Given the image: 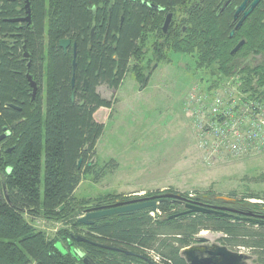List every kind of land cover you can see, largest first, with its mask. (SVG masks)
I'll return each mask as SVG.
<instances>
[{
  "label": "trees",
  "instance_id": "obj_1",
  "mask_svg": "<svg viewBox=\"0 0 264 264\" xmlns=\"http://www.w3.org/2000/svg\"><path fill=\"white\" fill-rule=\"evenodd\" d=\"M227 1L28 0L30 21L12 22L26 17L25 3L0 0V136L4 129L10 132L0 142V264H84L83 259L86 264H147L139 255L149 257L150 252L161 264H187L182 251L195 245L202 231L221 233L220 246L247 249L264 264L263 227L233 217H176L184 205L171 199L157 201L154 212L114 215L91 226L78 223L83 206L122 198L107 194L91 200L75 195L83 179L98 182L116 167L114 161L100 168L92 164L104 131L94 115L112 108L97 89L117 91L130 69L136 83L146 87L151 61L142 63L151 41L157 62L167 60L163 54L167 49L196 55L199 69L215 67L207 79L208 93L234 76L242 81L241 92L252 96L264 92V63L239 65L251 56L264 59V0L238 28L242 15L236 20L234 15L244 0H232L224 8ZM168 14L172 21L164 34ZM62 40L70 41L66 50L59 47ZM241 41L243 46L232 55ZM27 75L37 87L34 98ZM256 180L264 182V173ZM243 204L245 212L257 206ZM25 216L61 223L62 228L49 239ZM78 236L134 255L76 242ZM57 242L67 252L60 251Z\"/></svg>",
  "mask_w": 264,
  "mask_h": 264
},
{
  "label": "rangeland",
  "instance_id": "obj_2",
  "mask_svg": "<svg viewBox=\"0 0 264 264\" xmlns=\"http://www.w3.org/2000/svg\"><path fill=\"white\" fill-rule=\"evenodd\" d=\"M179 18L177 14L174 17L176 21ZM152 43L148 44L142 63L145 66L151 61L146 72L150 74L146 89L136 83L131 69L117 91L106 86L97 89L102 98L111 101L112 108L99 109L94 115V120L104 125V131L92 164L100 168L114 161L116 167L98 182L92 177L83 179L75 195L94 200L115 194L122 195L120 200H128L170 190L192 198L208 196L213 202L236 199L264 210V182L256 180L264 173V154L224 155L208 162L206 150L198 149L200 134L190 119L186 102L193 89L206 94L210 84L207 79L216 68L199 69L196 55H179L167 49L163 50L167 60L157 62L151 52ZM262 63V57L251 56L239 65L253 67ZM133 65L134 61L130 68ZM236 65L238 68V61ZM250 195L258 198L247 199ZM25 218L49 239L55 238L62 228L61 223ZM223 237L221 233L202 231L195 239L202 238L208 245H222ZM56 246L67 252L62 242ZM231 251L249 256L246 264H262L247 249Z\"/></svg>",
  "mask_w": 264,
  "mask_h": 264
},
{
  "label": "built area",
  "instance_id": "obj_3",
  "mask_svg": "<svg viewBox=\"0 0 264 264\" xmlns=\"http://www.w3.org/2000/svg\"><path fill=\"white\" fill-rule=\"evenodd\" d=\"M241 84L240 78L234 76L216 92L205 94L193 89L187 98L190 119L200 134L198 149L206 150L208 162L224 155L264 154V92L252 96L241 92ZM149 257L161 264L153 252Z\"/></svg>",
  "mask_w": 264,
  "mask_h": 264
},
{
  "label": "water",
  "instance_id": "obj_4",
  "mask_svg": "<svg viewBox=\"0 0 264 264\" xmlns=\"http://www.w3.org/2000/svg\"><path fill=\"white\" fill-rule=\"evenodd\" d=\"M14 1V0H11ZM24 4V9L26 12V17L23 19H16L13 20L12 22H23V21H30V16H29V2L28 0H22ZM232 0H228L224 8L227 7ZM261 0H244L242 4L236 9L234 19L236 20L238 16L242 13V17L239 20L237 27H240L242 23L245 21V19L251 14V12L257 7V5L260 3ZM250 4L248 10L246 11L247 5ZM151 8H154L157 10L156 7L153 5H150ZM172 21V14H168L165 18L164 24L162 26V31L164 34H166L168 27ZM93 31H91L90 36H92ZM233 33H231L232 35ZM244 42L241 41L236 45V47L232 50L231 54L234 55L242 46ZM70 45V41L68 40H62L59 43V47L62 48L63 50H66ZM74 49V56H75V46L73 47ZM24 59L28 58V54L24 53L23 54ZM75 59L73 60V69L75 68ZM27 80L29 81V86L32 90V98H34L37 87L35 82L32 81L31 77L27 75ZM147 81V78L145 79V82ZM72 86H74V79H72ZM145 88V83L142 85L141 89ZM84 89H86V83H84ZM74 100V97H71V101ZM13 109H17L13 106H11ZM15 123L14 126H16ZM10 134L8 129H4V133L0 136V142L3 141L6 137H8ZM10 151L8 150L7 153ZM80 164V163H79ZM91 165V164H90ZM161 199H171L175 202H179L184 204L185 210L181 213L176 214V217L182 216V215H190V214H205V215H211V216H218V217H228L232 216L233 214H240L245 216L244 220L249 221L250 223L253 224H258L260 226H264V221H259L258 219H253L254 215L251 212L247 213H242L239 212L231 207H226V206H211V205H205L203 204L200 199L198 198H185L182 195L179 194H173V193H160V194H155L152 196H147V197H139L136 199H131L129 201L125 202H115L113 204H101L99 206L93 207V205H88L85 208V215L81 216L78 219V223L84 225V226H91L94 221L105 218V217H111L114 215H120V214H126V213H133L136 211H141V210H151L152 212L156 211L157 209V201ZM202 199H207V196H203ZM201 199V200H202ZM228 202L229 205H232L234 201L229 200L227 198H222ZM172 218V217H170ZM238 218V217H236ZM76 242L79 243H86V244H91L94 245L98 248L102 249H109V250H114V251H120L126 255H131L132 253L123 251V250H118V249H112V248H107L102 245L94 244L87 239L78 236L75 238ZM199 245H193L190 247L185 248L182 251V256L185 259L187 264H246V259L247 256L242 254V253H235L230 251L224 246L220 245H207L205 244V240L202 238H199L198 240ZM134 255V254H132ZM139 257L145 261L147 264H155L152 260H150V257ZM87 259H83V263L86 264Z\"/></svg>",
  "mask_w": 264,
  "mask_h": 264
},
{
  "label": "flooded vegetation",
  "instance_id": "obj_5",
  "mask_svg": "<svg viewBox=\"0 0 264 264\" xmlns=\"http://www.w3.org/2000/svg\"><path fill=\"white\" fill-rule=\"evenodd\" d=\"M249 6H250V4H248L247 5V8H246V11L248 10V8H249ZM240 15H242V13L240 14ZM239 15V16H240ZM238 16V17H239ZM238 19V18H237ZM133 199H136V198H133ZM129 200H131V199H128V200H120V199H116V200H113V201H108V202H106V203H102V204H108V205H110V204H113V203H115V202H125V201H129ZM229 200H232V201H234V203L232 204V205H229L228 204V202L226 201V203H225V201H220V202H213L211 199H209L208 197H207V199H202V200H200L203 204H205V205H211V206H219V207H223V206H226V207H231V208H233V209H235V210H237V211H239V212H242V213H247V212H251L253 215H254V217H252L253 219H258L259 221H264V211H263V209L260 207V206H254V209L253 210H251V211H247V212H245V211H243L242 209H243V207H244V204L243 203H239L236 199L234 200V199H229ZM88 205H93V207H95L96 205L93 203V204H88ZM88 205H85V206H83V216L86 214L85 213V208H86V206H88ZM184 205V204H183ZM184 210H185V208H184ZM228 217H233L234 219H236V220H239V221H241V222H243V223H249V224H253V223H250L249 221H247V220H244V217L245 216H243V215H240V214H233L232 216H228ZM236 217H238V218H236ZM253 225H256V226H259V227H263L264 228V226H260V225H258V224H253ZM198 240V239H197ZM205 244H207V242H205ZM195 245H199V243H198V241H197V243L195 244ZM208 245V244H207ZM250 252V251H249ZM240 253H242V254H244L243 252H240ZM245 255V254H244ZM247 256V255H246ZM250 259V257L249 256H247V259L246 260H249ZM246 263H247V261H246Z\"/></svg>",
  "mask_w": 264,
  "mask_h": 264
},
{
  "label": "crops",
  "instance_id": "obj_6",
  "mask_svg": "<svg viewBox=\"0 0 264 264\" xmlns=\"http://www.w3.org/2000/svg\"><path fill=\"white\" fill-rule=\"evenodd\" d=\"M147 86H148V85H147ZM147 86H146V87H147ZM146 87H145L144 89H146ZM76 190H77V189H76ZM76 190H75V191H76Z\"/></svg>",
  "mask_w": 264,
  "mask_h": 264
},
{
  "label": "bare ground",
  "instance_id": "obj_7",
  "mask_svg": "<svg viewBox=\"0 0 264 264\" xmlns=\"http://www.w3.org/2000/svg\"><path fill=\"white\" fill-rule=\"evenodd\" d=\"M68 243V242H67Z\"/></svg>",
  "mask_w": 264,
  "mask_h": 264
}]
</instances>
